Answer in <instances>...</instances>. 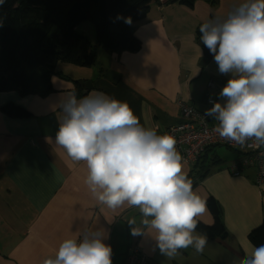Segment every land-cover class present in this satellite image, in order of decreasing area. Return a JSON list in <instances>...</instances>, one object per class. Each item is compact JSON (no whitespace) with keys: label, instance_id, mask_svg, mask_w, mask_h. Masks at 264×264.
Masks as SVG:
<instances>
[{"label":"crops","instance_id":"crops-1","mask_svg":"<svg viewBox=\"0 0 264 264\" xmlns=\"http://www.w3.org/2000/svg\"><path fill=\"white\" fill-rule=\"evenodd\" d=\"M84 25L76 31L95 47L94 65L58 63L46 97L0 92V108L12 103L32 115L0 111V264H124L133 248L145 264L264 258L248 239L264 223V184L254 183V169L231 172L238 151L187 184L194 162L170 148H145L157 170L129 181L135 154L123 144L128 136L165 134L183 121L181 106L208 115L210 124L264 116V71L254 67L264 55V0H152L134 25L136 53L99 52L94 28L86 35ZM203 41L210 59L201 67ZM107 71L119 76L116 83ZM210 197L221 208L225 240L195 229L214 222Z\"/></svg>","mask_w":264,"mask_h":264},{"label":"trees","instance_id":"trees-1","mask_svg":"<svg viewBox=\"0 0 264 264\" xmlns=\"http://www.w3.org/2000/svg\"><path fill=\"white\" fill-rule=\"evenodd\" d=\"M151 1L0 0V92L16 91L22 97H46L52 91L50 80L58 63L78 67L94 65L95 47L86 36L76 31L81 23L93 26L96 42L105 53L138 52L141 43L135 37L134 25L145 19ZM196 1L169 0L171 4L187 6ZM81 97L76 86L74 99ZM0 111L10 118L32 117L27 110L12 103L3 105ZM263 133L264 130L259 135ZM214 149H206L197 160L185 180L187 184L202 179L223 162ZM206 208L213 216L212 226L198 223L195 229L209 239L225 240L228 233L221 221L219 204L210 197ZM248 239L264 253V223L251 231ZM247 264H264V258L248 259Z\"/></svg>","mask_w":264,"mask_h":264},{"label":"built area","instance_id":"built-area-1","mask_svg":"<svg viewBox=\"0 0 264 264\" xmlns=\"http://www.w3.org/2000/svg\"><path fill=\"white\" fill-rule=\"evenodd\" d=\"M255 69L264 71V55L254 64ZM209 87H214L209 83ZM235 96L240 93L231 89ZM209 104L214 101L209 100ZM182 122L169 127L165 134L128 136L124 146L135 154L126 170L129 181L149 179L158 167L157 159L144 151L145 148H170L179 152L184 162H194L210 147L230 148L238 151V158L232 163L231 172L237 176L243 169H254L257 186L264 184V141L259 133L264 130V116L244 117L239 114L220 119L210 124L207 115L198 114L195 109L181 106ZM146 258L138 248H133L126 256L124 264H145Z\"/></svg>","mask_w":264,"mask_h":264},{"label":"water","instance_id":"water-1","mask_svg":"<svg viewBox=\"0 0 264 264\" xmlns=\"http://www.w3.org/2000/svg\"><path fill=\"white\" fill-rule=\"evenodd\" d=\"M202 29H205L206 31L204 32L205 34H208V27L205 28H201ZM201 47L203 48V58L202 60L200 61V66L203 67L205 66V64L208 62V60L210 59V51H209V48H208V45L206 44L205 41L201 42ZM105 78L107 80H109L111 83H116L117 81H114L115 79L118 80L119 76L115 73H112L110 71H107L105 72ZM88 84H84V83H80V86L84 89L83 91V94H85L88 90V87H87ZM90 85V84H89Z\"/></svg>","mask_w":264,"mask_h":264},{"label":"rangeland","instance_id":"rangeland-1","mask_svg":"<svg viewBox=\"0 0 264 264\" xmlns=\"http://www.w3.org/2000/svg\"><path fill=\"white\" fill-rule=\"evenodd\" d=\"M80 31L84 32L86 35H92L93 26L90 23H85L84 27L80 29ZM102 50V51H101ZM99 52H104L101 47L98 48ZM107 54V53H103ZM261 137V134L259 135ZM210 148H217L215 150L216 156H218L222 161H225L227 158H230L233 155V152L228 150L230 148H224V147H210ZM155 174V173H154ZM121 253H124V250L121 251Z\"/></svg>","mask_w":264,"mask_h":264}]
</instances>
